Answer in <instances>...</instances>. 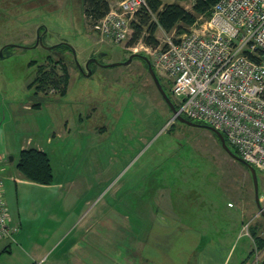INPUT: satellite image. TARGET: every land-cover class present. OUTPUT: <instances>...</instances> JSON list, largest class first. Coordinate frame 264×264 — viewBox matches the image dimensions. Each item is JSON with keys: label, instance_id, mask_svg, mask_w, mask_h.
<instances>
[{"label": "rangeland", "instance_id": "obj_1", "mask_svg": "<svg viewBox=\"0 0 264 264\" xmlns=\"http://www.w3.org/2000/svg\"><path fill=\"white\" fill-rule=\"evenodd\" d=\"M183 5L191 10L192 1ZM83 10L84 0H0V48L5 47L0 52V101L6 136L34 135V145L49 154L54 179H63L65 192L71 193L70 222L80 221L79 209L93 211L106 203L122 207L133 201L135 208L155 213L169 201L167 206L177 212L198 208L220 219L225 231L215 234L235 239L230 264L243 258L242 264H260L264 216L248 168L222 148L204 123L173 119L146 62L133 58L123 63L134 52L151 59L142 40L129 45L131 35L121 41L101 37ZM183 26L182 33L159 27V44L192 27ZM55 45L58 49L48 48ZM100 53L99 62L90 61L87 75L85 63ZM110 62L119 63L106 65ZM42 69L49 84L29 86ZM156 73L169 87L167 76ZM256 172L264 207V171ZM235 227H242L237 236Z\"/></svg>", "mask_w": 264, "mask_h": 264}, {"label": "crops", "instance_id": "obj_2", "mask_svg": "<svg viewBox=\"0 0 264 264\" xmlns=\"http://www.w3.org/2000/svg\"><path fill=\"white\" fill-rule=\"evenodd\" d=\"M109 2L116 7L119 0ZM3 105L0 101V177L11 224L19 230L15 241L0 240V264H230L235 239L215 234L225 231V225L198 208L177 212L168 201L155 213H145L133 201L122 207L106 203L93 211L79 209L80 221L70 222L71 193L65 192V181L53 175L51 183L36 182L16 167L20 150L44 148L34 145L35 136L29 133L6 136ZM239 229L235 227L234 236Z\"/></svg>", "mask_w": 264, "mask_h": 264}, {"label": "built area", "instance_id": "obj_3", "mask_svg": "<svg viewBox=\"0 0 264 264\" xmlns=\"http://www.w3.org/2000/svg\"><path fill=\"white\" fill-rule=\"evenodd\" d=\"M142 7L146 0H119L93 28L124 40ZM147 48L155 71L169 80L178 114L219 130L237 155L264 171V0H217L188 32ZM18 230L0 177V240L15 241Z\"/></svg>", "mask_w": 264, "mask_h": 264}, {"label": "trees", "instance_id": "obj_4", "mask_svg": "<svg viewBox=\"0 0 264 264\" xmlns=\"http://www.w3.org/2000/svg\"><path fill=\"white\" fill-rule=\"evenodd\" d=\"M146 1L147 7H142L140 10H138L134 17L129 21L130 27L132 29L129 45H134L135 43L142 40V42L147 46L156 47L159 45V40L155 33L159 27L167 33L172 30L182 33L186 29L183 25L192 26L199 15L208 16L211 13L212 5L217 0H191V10L185 8V6L179 2L181 0L167 3H163L161 0ZM110 8L109 0H84L83 11L87 24L93 27L94 24L110 10ZM151 14L155 15L154 19L151 18ZM38 34H41L40 28L38 30ZM63 44L65 43L58 45ZM58 45L53 46L51 49L56 50ZM65 46L69 45L66 44ZM60 58L62 61L66 62L63 56H60ZM50 81H52L54 84L58 83V80L55 78H52ZM34 84L36 89L44 87L45 84H49L47 80V73L44 72L43 69L36 74L29 86ZM163 87L170 95L169 87L166 88L164 85ZM194 122L203 124V122L200 121ZM226 143L229 146L228 142ZM233 152L237 154L236 151ZM16 167L24 177L30 180L44 184H48L53 181V168L50 157L49 154L43 149L29 147L20 150ZM261 264H264L263 260Z\"/></svg>", "mask_w": 264, "mask_h": 264}, {"label": "water", "instance_id": "obj_5", "mask_svg": "<svg viewBox=\"0 0 264 264\" xmlns=\"http://www.w3.org/2000/svg\"><path fill=\"white\" fill-rule=\"evenodd\" d=\"M38 40L41 41V36L39 35L38 36ZM53 46H49L48 48H52ZM1 49L0 48V52H1ZM99 55H103V54H98V55H94L92 58H90V60H88L85 65L86 67L88 68V71L86 72V74H90L91 73V70L89 68V62L90 61H98V56ZM134 57H140L142 58L146 64H147V69L157 87V89L159 90L161 96L163 97V99L165 100V102L167 103V105L170 107L171 109V112H172V116L177 119V120H180L182 122H185V123H188V124H196V125H199V123L197 122H194L186 117H184L183 115H180L178 114L177 112V109H176V106L175 104L173 103L171 97L169 96V94L165 91L156 71L154 70L149 58L144 55V54H141V53H131L128 58L123 62L124 64H128L132 61V59ZM119 62H110V63H107L106 65H116L118 64ZM204 125H207V124H204ZM208 128H210L217 136V139L219 140L220 142V145L222 146V148L232 157L234 158L235 160L243 163L249 170L250 174H251V177H252V181H253V187H254V195H255V200H256V203H257V206H258V210L259 212L262 214V216H264V207L260 204V195H259V183H258V175H257V172H256V168L254 166H252L251 164L247 163L246 161H244L239 155H237L236 153H234L230 147L227 145L226 143V140H225V137L224 135L217 129L213 128L212 126H209L207 125ZM9 160H13V156L10 155L9 156ZM263 262H264V259H263Z\"/></svg>", "mask_w": 264, "mask_h": 264}, {"label": "flooded vegetation", "instance_id": "obj_6", "mask_svg": "<svg viewBox=\"0 0 264 264\" xmlns=\"http://www.w3.org/2000/svg\"><path fill=\"white\" fill-rule=\"evenodd\" d=\"M2 49H4L5 47H1ZM58 49V48H57ZM90 64V63H89ZM262 262V261H261ZM261 264V263H260Z\"/></svg>", "mask_w": 264, "mask_h": 264}, {"label": "clouds", "instance_id": "obj_7", "mask_svg": "<svg viewBox=\"0 0 264 264\" xmlns=\"http://www.w3.org/2000/svg\"><path fill=\"white\" fill-rule=\"evenodd\" d=\"M151 62V61H150ZM155 70V69H154ZM170 96V95H169Z\"/></svg>", "mask_w": 264, "mask_h": 264}, {"label": "bare ground", "instance_id": "obj_8", "mask_svg": "<svg viewBox=\"0 0 264 264\" xmlns=\"http://www.w3.org/2000/svg\"><path fill=\"white\" fill-rule=\"evenodd\" d=\"M90 63V62H89Z\"/></svg>", "mask_w": 264, "mask_h": 264}]
</instances>
